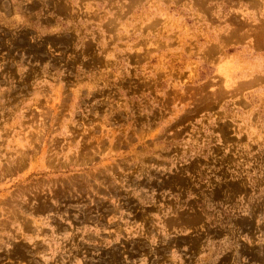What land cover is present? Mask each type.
Listing matches in <instances>:
<instances>
[{
	"label": "rangeland",
	"instance_id": "374dc122",
	"mask_svg": "<svg viewBox=\"0 0 264 264\" xmlns=\"http://www.w3.org/2000/svg\"><path fill=\"white\" fill-rule=\"evenodd\" d=\"M0 264H264V0H0Z\"/></svg>",
	"mask_w": 264,
	"mask_h": 264
}]
</instances>
